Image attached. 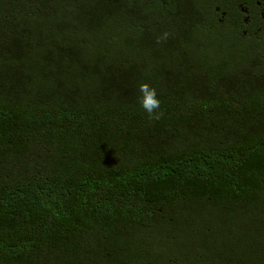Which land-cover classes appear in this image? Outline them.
I'll return each mask as SVG.
<instances>
[{"label":"trees","instance_id":"obj_1","mask_svg":"<svg viewBox=\"0 0 264 264\" xmlns=\"http://www.w3.org/2000/svg\"><path fill=\"white\" fill-rule=\"evenodd\" d=\"M0 264H264V0H0Z\"/></svg>","mask_w":264,"mask_h":264},{"label":"clouds","instance_id":"obj_2","mask_svg":"<svg viewBox=\"0 0 264 264\" xmlns=\"http://www.w3.org/2000/svg\"><path fill=\"white\" fill-rule=\"evenodd\" d=\"M168 33H164L163 37L157 38V43L168 37ZM138 91L140 92L139 103L143 110L147 113L149 120L161 119L163 112L161 109V100L158 98L157 89L148 83H141Z\"/></svg>","mask_w":264,"mask_h":264}]
</instances>
